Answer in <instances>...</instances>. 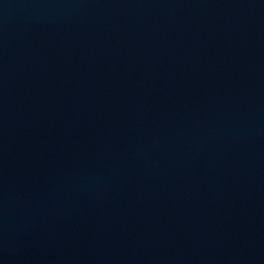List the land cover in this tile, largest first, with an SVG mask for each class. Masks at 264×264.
<instances>
[{
    "label": "water",
    "instance_id": "1",
    "mask_svg": "<svg viewBox=\"0 0 264 264\" xmlns=\"http://www.w3.org/2000/svg\"><path fill=\"white\" fill-rule=\"evenodd\" d=\"M0 264H264V0H0Z\"/></svg>",
    "mask_w": 264,
    "mask_h": 264
}]
</instances>
